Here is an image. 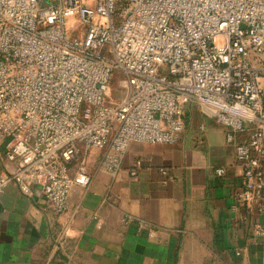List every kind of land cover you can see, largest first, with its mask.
<instances>
[{
	"label": "built area",
	"instance_id": "obj_1",
	"mask_svg": "<svg viewBox=\"0 0 264 264\" xmlns=\"http://www.w3.org/2000/svg\"><path fill=\"white\" fill-rule=\"evenodd\" d=\"M191 104L228 130L264 237V0H0V197L40 187L65 213L92 180L71 173L83 152L116 175L132 143H177Z\"/></svg>",
	"mask_w": 264,
	"mask_h": 264
},
{
	"label": "crops",
	"instance_id": "obj_2",
	"mask_svg": "<svg viewBox=\"0 0 264 264\" xmlns=\"http://www.w3.org/2000/svg\"><path fill=\"white\" fill-rule=\"evenodd\" d=\"M185 119L175 144L132 143L116 175L102 166L105 151L83 152L71 173L85 166L92 180L76 185L65 213L46 207L40 187L8 185L0 264H264L262 215L240 198L243 166L228 130L197 104ZM7 153L0 138V176L15 166ZM139 221L149 228L140 231Z\"/></svg>",
	"mask_w": 264,
	"mask_h": 264
},
{
	"label": "rangeland",
	"instance_id": "obj_3",
	"mask_svg": "<svg viewBox=\"0 0 264 264\" xmlns=\"http://www.w3.org/2000/svg\"><path fill=\"white\" fill-rule=\"evenodd\" d=\"M70 23H72V21H70ZM120 84H121V74L120 73H114L113 80H112V90H114Z\"/></svg>",
	"mask_w": 264,
	"mask_h": 264
}]
</instances>
